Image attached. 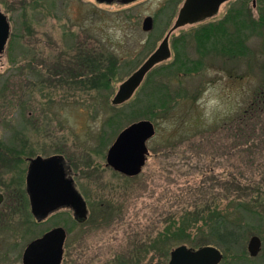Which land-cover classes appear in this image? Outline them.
Segmentation results:
<instances>
[{
    "label": "rangeland",
    "instance_id": "rangeland-1",
    "mask_svg": "<svg viewBox=\"0 0 264 264\" xmlns=\"http://www.w3.org/2000/svg\"><path fill=\"white\" fill-rule=\"evenodd\" d=\"M0 11L10 26L0 55V264H22L26 245L55 227L67 233L63 264H167L177 246L197 250L211 243L210 225L197 221L187 231L192 242L170 240L164 256L163 233L170 222L190 214L207 218L225 209L233 221L235 205L254 199L243 207L261 215V223L251 213L243 216L244 249L248 231L264 238V149L251 148L241 138L248 132L264 135V108L257 105L264 99V38L255 36L257 31L246 40L245 56L208 55L201 70L171 77L174 100L163 108L135 103L143 99L139 89L119 108L117 128L106 129L111 107H120L111 105L119 85L157 49L173 17L166 23L167 15L153 6L105 8L94 0H0ZM147 16L154 18L150 32L141 28ZM194 29L172 33L170 59L154 70L174 61L172 42ZM88 47L120 60L122 68L108 93L48 79V71ZM194 51L192 42L184 50L197 60ZM141 120L155 126V135L146 144L141 173L125 178L106 166V152L121 130ZM10 147L33 155L22 158L25 163L14 162L5 154ZM37 156L62 158L65 174L86 202L84 223L67 208L40 223L31 215L25 177L28 159ZM233 183L253 194L238 196L229 189ZM21 189L26 204L19 203Z\"/></svg>",
    "mask_w": 264,
    "mask_h": 264
},
{
    "label": "water",
    "instance_id": "water-1",
    "mask_svg": "<svg viewBox=\"0 0 264 264\" xmlns=\"http://www.w3.org/2000/svg\"><path fill=\"white\" fill-rule=\"evenodd\" d=\"M225 1L227 0H186L174 25L157 49L119 85L111 105L121 106L128 102L147 74L157 65L170 59L171 33L186 24L212 17ZM152 26V18H144L142 30L149 32ZM8 35L9 24L0 12V55L4 52ZM154 135L155 126L150 121L141 120L130 124L118 133L108 148L106 166L126 177L139 175L148 156L146 144ZM25 184L30 213L37 222L63 208L70 209L73 219L79 224L86 221V203L75 189L72 180L65 174L60 156H37L29 159ZM66 235L64 228L55 227L32 240L23 252L22 264H61ZM256 247V239H253L249 246L252 255L256 254ZM221 259V253L214 247L206 246L194 250L181 245L170 251L167 264H218Z\"/></svg>",
    "mask_w": 264,
    "mask_h": 264
},
{
    "label": "trees",
    "instance_id": "trees-1",
    "mask_svg": "<svg viewBox=\"0 0 264 264\" xmlns=\"http://www.w3.org/2000/svg\"><path fill=\"white\" fill-rule=\"evenodd\" d=\"M255 32L258 33V36H260L262 31H260V27L251 22L239 23V20H237V23L232 24L230 32L228 30V26L224 24H210L204 26L201 29L196 30L191 37V42L198 54L197 60H190L188 56L185 55L184 50H186L187 47L186 42L183 45L184 47L181 48L177 40L175 39L172 42V48L175 53L174 61L167 66H161L156 70L152 69L147 74L143 83L136 91L138 92L139 89H141L143 99L138 100L137 98L135 99V103L139 101L138 104L147 103L149 105H152V107L157 105V107L163 108L164 103H168L169 101L174 100V97L172 96L171 91H169L170 88L168 86L171 77L178 76L179 72H183L186 75L201 70L203 68L202 60L208 55H219L225 58L245 56L246 40L249 36L255 34ZM79 48L77 49V54L71 57L69 63H66V65L62 67H55L52 71H48V79L55 80L56 82H58V84L76 85L83 89L108 93L112 89V84L118 78L119 72L122 68V66H120V60L105 49L98 51L90 47L82 50ZM167 77L169 78L166 79ZM135 94L133 96H135ZM263 96L264 95L261 96L262 99ZM132 98L124 104H129V102L132 101ZM257 105L260 106V109L264 108V99ZM122 107L123 106L111 107V114L104 122L106 129H113L115 127L117 128L118 124L121 121V116L118 113L122 112ZM252 127L254 128V125ZM252 134H254V132H248V135H241L242 141L245 143H251V148L256 149L263 146L262 149H264V135ZM102 137L103 135L101 136V141ZM106 141L107 138L106 140L102 141V144H105ZM258 145L260 146L258 147ZM11 149H13L14 151ZM5 154L8 155L9 160L13 159L14 162H20L21 160H23V163H25L26 161L22 158L33 155L32 153H17V151L13 147L8 148ZM262 182V186L264 187V177L262 179ZM231 186L232 187H229V189H233L231 192H239L244 196L253 194L252 191H248L247 189L245 190V188H239V186L235 185V183H233ZM237 195L241 197V195H239L238 193ZM18 197L19 203H21L22 201V204H26L27 199L22 189L20 190ZM255 202H257V200L255 199L250 201L249 203L244 204H239L238 202V204L235 205L236 218H232L233 221L245 220L242 219L243 216L246 213L247 215L253 213L254 210L251 211V209H247L243 206H249V204H253ZM200 212H202V210H199V213ZM226 214L227 215L219 214V212L214 213L213 211H211L209 212L207 218L199 217L197 219L194 218L195 214H190L188 216L185 215L181 221L179 220L176 222L175 220H173L166 227L165 232L163 233L162 241L163 248H165L161 253L164 256L168 255L170 240L179 243H191L193 238L187 231L193 229L192 226H194L197 221H203L205 227L210 225V231L208 235L210 237L211 243H215L223 247L226 241V221H224V218H227L228 220L230 217V215L228 216V213ZM223 216L224 218L221 219V217ZM207 221L211 222V224H208ZM208 243L209 242L201 243L200 245H207Z\"/></svg>",
    "mask_w": 264,
    "mask_h": 264
},
{
    "label": "flooded vegetation",
    "instance_id": "flooded-vegetation-1",
    "mask_svg": "<svg viewBox=\"0 0 264 264\" xmlns=\"http://www.w3.org/2000/svg\"><path fill=\"white\" fill-rule=\"evenodd\" d=\"M185 1L186 0H94L95 3L101 5L105 8L146 9V8L153 6L156 9L163 11V14L167 15L166 16V23H167L168 19H171V17H173L172 19H174V23H175V21L178 17V14H179L181 8L183 7ZM147 17H150V16H147ZM151 18H152V22L154 23V21H153L154 18L153 17H151ZM237 20H239V23L251 22V23L257 25L258 27H260V31H262V32H261V35L258 37L264 38V0H227L219 6L216 14H214L212 17L205 18L199 22H195L192 24H186L185 26H189V27L193 26V27H195V29L191 33H188V34L182 33V34L178 35L176 37V40H177V42L181 48L184 47L183 45L185 42L187 44L186 46L188 47V45H190V43H191V37L193 36V34L195 33L196 30L201 29L202 27L210 25V24H212V25L224 24V25L228 26V30L230 32L232 24L237 23ZM6 21L8 22L7 17H6ZM185 26H182L179 29H181ZM257 34H255V36ZM171 35H172V33H171ZM171 35H170L169 39L171 38ZM9 37H10V26H9V35H8L7 42L9 40ZM7 42H6V46H7ZM6 46H5V48H6ZM4 51H5V49H4ZM28 163H29V159H28ZM115 173L120 175V176H123L117 172H115ZM123 177L130 178V177H126V176H123ZM131 178H133V177H131ZM26 196H27V193H26ZM0 199H2L1 195H0ZM27 199H28V196H27ZM0 202H1V200H0ZM86 208H87V205H86ZM213 212L217 213L219 211L213 210ZM226 213H228L227 209L223 210L222 214L227 215ZM251 214L254 215V217H256V219L259 220V222H260L261 217H262L261 215L256 214L255 212H253ZM224 216L221 217V219L224 218ZM228 216H229V213H228ZM87 217H88V210H87ZM258 217H260V219ZM45 220H43V221H45ZM43 221H41V222H43ZM224 221H226V223H225L226 241H225V245L223 246L224 250L221 252L215 246H212V243H209L206 245V246H211V247L216 248L221 253L222 259L218 264L224 263L225 261L226 262L228 261L227 262L228 264H234L238 261L243 262L244 264L245 263H251V262L252 263H254V262L258 263L261 261L264 262V238L262 236L260 237V234L257 235V234L252 233L253 231H248V232H250V237H249L248 241H246L247 243H246V247L244 249V244H243L244 240L243 239L245 236H247V233H246V230L243 229L244 228L243 225L245 224V223H243V220L240 221L241 223L238 221L232 222V220H230V217H229L228 220H227V218H224ZM38 223H40V222H38ZM247 228L249 230L251 229L250 227H247ZM46 232H44V233H46ZM253 239H256L257 246H258V247H256L255 251H257V252L255 255L251 254V251L249 248L250 243ZM64 244H65V242H64ZM213 245H215V243ZM206 246H202V247H206ZM202 247H200V248H202ZM25 248H24V250H25ZM24 250H23V252H24ZM23 252H22V255H23ZM22 255H21V263H22ZM63 258H64V247H63V256H62L61 264H63V262H64Z\"/></svg>",
    "mask_w": 264,
    "mask_h": 264
}]
</instances>
